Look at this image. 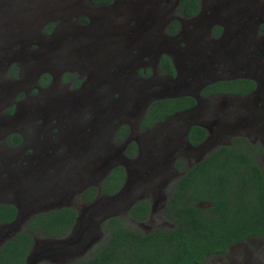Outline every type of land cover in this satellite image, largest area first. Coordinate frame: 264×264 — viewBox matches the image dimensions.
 I'll use <instances>...</instances> for the list:
<instances>
[{
    "label": "rangeland",
    "instance_id": "obj_1",
    "mask_svg": "<svg viewBox=\"0 0 264 264\" xmlns=\"http://www.w3.org/2000/svg\"><path fill=\"white\" fill-rule=\"evenodd\" d=\"M41 1L0 0V192L22 187L25 158L31 156L33 162L63 154L83 157L81 168L93 183L106 166L119 162L125 179L117 192L89 202L72 196L68 204L82 214L81 221L61 239L62 244L37 234L27 262L70 264L87 255L106 235L96 228L95 215L86 217L91 209L119 214L124 224L139 231L170 225L162 210L177 174L193 162L194 155L200 157L234 135L257 145L253 158L264 166V104H260L264 88L253 95L228 97L232 105L225 114L220 110L217 114L189 113L191 118L185 114V121L193 118L206 131L204 141L195 147L184 143L182 125L162 121L140 128L137 122L148 99L191 91L204 74L258 78L261 68L253 59L251 66L245 67L244 61L264 48V37L253 31V21L264 19V0H200L190 16H182L174 0L82 5L75 14L69 6L52 10ZM82 16L91 19L81 20ZM244 18L249 20L245 40L252 41L246 47L236 31ZM171 19L178 22L175 31L166 28ZM149 34L154 35V46L147 42ZM112 39L125 47L101 49ZM158 53L171 59L173 75L156 68ZM219 58L226 59L228 69L212 66ZM119 68L128 71L126 77L136 78L123 92L113 81ZM211 103L218 101L211 99ZM198 109L203 107L198 105ZM121 124L126 126L123 138L128 136L138 147L133 156H122V139L116 137ZM10 132L21 135L19 143L5 141ZM89 146L96 147L87 152ZM74 149L78 153L73 154ZM176 158L184 159L181 168H176ZM61 173L68 176L67 171ZM143 196L150 201L148 216L129 217L128 201ZM4 197L14 198L10 193L0 198ZM202 264H264V236L233 242L224 253L207 255Z\"/></svg>",
    "mask_w": 264,
    "mask_h": 264
},
{
    "label": "trees",
    "instance_id": "obj_2",
    "mask_svg": "<svg viewBox=\"0 0 264 264\" xmlns=\"http://www.w3.org/2000/svg\"><path fill=\"white\" fill-rule=\"evenodd\" d=\"M108 3L110 0H91ZM179 13L190 15L197 8V0H179ZM176 19H171L167 30L175 31ZM264 25L260 26V30ZM161 71L173 74L168 56L161 53L157 60ZM254 85L248 77L214 80L206 84L201 93L229 91L244 93ZM188 94L175 97L153 98L145 107L139 127L146 128L162 120L169 113L192 105ZM126 135V126L119 125L116 137ZM205 129L191 124L185 133L189 144L198 143ZM21 140L18 132H10L5 141L15 145ZM257 145L242 136H233L228 143L216 145L202 157L183 167L172 183L163 204V213L170 220L166 227H153L139 231L123 223L119 214L108 215L100 223L105 237L93 244L90 252L70 264H202L212 253H224L229 244L248 236H264V166H259L253 151ZM124 154L133 156L136 144L129 140ZM181 168V158L175 160ZM124 170L116 164L99 181L100 193L110 194L121 183ZM95 187L88 185L80 197L89 201ZM150 211L148 197H139L126 210L129 217L144 219ZM15 206L0 202V223L11 220ZM76 215L75 208L62 205L34 213L14 234L0 243V264H25L32 245L33 234L59 238L67 234ZM34 264H49L44 260Z\"/></svg>",
    "mask_w": 264,
    "mask_h": 264
},
{
    "label": "flooded vegetation",
    "instance_id": "obj_3",
    "mask_svg": "<svg viewBox=\"0 0 264 264\" xmlns=\"http://www.w3.org/2000/svg\"><path fill=\"white\" fill-rule=\"evenodd\" d=\"M123 1L124 0H110L108 3H103V2H92L91 0H42L41 2L51 5L52 10H59V9H61V6L62 7L69 6V8L74 10L73 13L75 14V11L77 10L76 7L80 9V6H82V5L86 6V8H87V5L88 6L89 5L90 6H107V5H114V6L119 5V6H121L124 3ZM148 1L156 2L157 0H148ZM174 1H175V3L179 2V0H174ZM148 3L150 4V2H148ZM197 4L198 5L200 4V0H197ZM194 13H192V14H194ZM192 14H190V15H192ZM181 15L182 16H190V15H183V14H181ZM82 17H84V18H82ZM82 17H81V20L91 19L90 16H88V17L82 16ZM180 18H182V17H180ZM248 21H249L248 18L241 19V21L239 23V29L236 30L239 33V36H242V38H244L243 43H242L243 47H246V45L252 44V41L249 38L247 40H245V37H248V35H247ZM261 25H264V19L254 20L253 21V31L258 32L261 36L264 37V29L260 30ZM151 26L152 25L148 24L147 28L149 27L151 29ZM150 29H148V31H150ZM145 31H147V29ZM147 37H148V39H147L148 43L151 44L155 41L153 34H151V36L149 34ZM122 43L123 42H119V43L115 44V42H113V39L108 40L103 45V47L101 49H103L105 47L107 51H115V49L117 48L120 51L121 50L120 48H122V45H123ZM152 45L154 46L155 43H153ZM130 46L133 47L132 44H130ZM123 47H125V46L123 45ZM248 52H250V51H245V54H247ZM160 54L161 53H158L157 57L154 58L156 68L158 67L157 60H158V57ZM250 54H251V52H250ZM252 59H253L254 63L257 64L258 67L261 68L260 75L258 78H254V77L246 76V75L221 74V75L207 76L204 74L203 75L204 79L201 80V82L191 91H178V92H174L172 94H169L167 96L153 97V98L175 97V96L182 95V94H188L194 98V102L192 105H190L188 107H185L183 109H178V110H175V111L169 113L162 120H160L158 122H154L151 125L156 124V123H160L162 121L168 122L167 124H169L170 122H174V124H176V126L182 125V128H183L182 129V133H183L182 138H183L186 146L187 147H195V146L201 144L204 141L206 131H205L204 137L198 143L189 144L185 139L186 130L191 124H198V123H196L193 118L190 121H185V119L183 117H185V114H187V113L189 114V113H193V112H199L202 114L203 113L217 114L218 110L222 111V113L225 114L224 112L228 111L232 105L230 103V101H226V99L228 97H242V96L253 95V93L256 91V89L264 88V48L260 49L259 53L256 56L250 55V60L249 59L245 60L244 66L246 67L247 64H249V66H251V64L253 63ZM169 60L171 62V59H169ZM213 61H214V64L212 66L216 70L224 71L225 69H228L229 64L225 58H219V59H215ZM171 65H172V62H171ZM127 72L128 71L123 70V68H119V69H117L116 78L113 79V81L115 82V85H117L116 87L119 90H121L122 92H123L125 85H130L132 83L134 84V79H136L135 77H130V78L126 77ZM165 73L168 74L166 71H165ZM173 73H174V70H173ZM120 75H121V77H120ZM169 75H173V74H169ZM237 77H248V78L253 80L254 85L251 88H249L248 90H246L244 93H239V94L238 93H232L229 91H221V92L210 91L207 93H201L200 92V90L206 84H208L214 80H218V79L227 80V79H232V78H237ZM153 98L148 99L146 101L145 105L142 107V110L140 111V114L137 117L138 121L136 120L138 122V124H139L141 115H142L143 111L145 110V107ZM211 99H217L218 104L216 105L215 103H211ZM201 101H203L202 104H200ZM260 104H264V97L261 99ZM198 105L203 107L202 111L200 109H198ZM187 117L191 118V115L189 114V115H187ZM198 125H200V124H198ZM118 127H116V129ZM237 136H240V135H237ZM123 137L124 136H122L120 138V139H122L121 140L122 143L120 145V150H121L122 156L127 157V155L124 154L123 149L125 147V144L128 142L129 138H128V136H126L125 138H123ZM228 142H229V140L225 143H228ZM217 145H219V144H217ZM215 146H213V147H215ZM95 147L96 146H93V147L89 146L87 152L91 151ZM39 149H41V148H39ZM67 149L68 148H64V151ZM72 151L74 152L73 154L78 153L77 149H74ZM137 152H138V147L136 146L135 154H137ZM195 156L196 155H194V157H193V161H196L197 159L202 157V156H200V157H197V156L195 157ZM31 159H32V156L27 157V159L25 158V165H24V168L22 170V172L25 174V176L20 175L22 187H20L18 189H9V188L7 189L6 188V190L0 192V197L7 195V193H10L14 197V198H9V199L6 197L0 198V202H10L15 206L14 217L7 222H1L0 223V243L5 238L9 237L10 235H12L16 231H18L21 227L25 226L27 220L34 213L41 212V211H47V210H50L53 208H58L62 205L70 206L68 204V201L71 199V197L75 196V194L79 195V197H80V192L83 189H85L88 185H93L95 187V193L89 201L93 200L98 195H109L107 193H100L99 192L98 183L104 177V175L111 169L112 166H114L116 164H120L119 162H112L111 164L106 166L103 171H101L98 175L94 176L96 178H95V181L93 183V182L87 181V178H88L87 176L89 174H86L85 169L81 168V164H84V162H82L84 160L83 157H71L70 156L69 158H66L65 154H63L60 156H56L55 158L47 156L44 159H40V158L35 159L34 162L31 161ZM183 160L184 159H182V162H183ZM187 160H189V159L187 158ZM185 163H187V162H185ZM191 163H192V161L189 164H191ZM122 167H123V165H122ZM49 168H52V171H50V170L47 171ZM61 170L63 172L67 171L68 176L66 173L62 174ZM123 170H124V168H123ZM174 173L175 172H172L171 174H174ZM179 174L180 173H178L177 175H179ZM126 175H127V173H126ZM124 179H125V175L123 176L121 183L119 184V187L114 192H112L110 194H113V193L118 191V189L122 185ZM62 180L64 181L65 184L62 183V186L60 187L59 181H62ZM24 182H26V183L24 184ZM37 183H38V186H36ZM18 196H19V198L22 199V201H21L22 203H20V201L18 200V198H17ZM137 198H133V199L129 200L128 204L125 207L126 208L125 210H127L129 205L134 200H136ZM80 199L84 203L89 202V201L83 200L81 197H80ZM22 208H24L23 213L21 212ZM112 214H114V213L95 211V210L91 209V210L87 211L86 217H90L91 215H95L96 225H97L96 228L99 231H101V228H100L101 221L106 216L112 215ZM86 217H84V218L88 219ZM80 219H82V214H80L76 211L75 218H74L73 222L71 223L68 232L72 228H74L76 224H78L81 221ZM36 235L37 234L32 235L33 236L32 245H31L26 257L28 256V254H29V252H30V250L34 244V237H36ZM64 236L59 237V238H51V237H48V238L53 239L54 242H57L60 244L61 242H63L61 239ZM239 241H241V240H239ZM235 242H237V241H235ZM57 254H63V252L59 251ZM25 262H26V258H25ZM34 263L35 262H33L32 264H34Z\"/></svg>",
    "mask_w": 264,
    "mask_h": 264
},
{
    "label": "water",
    "instance_id": "obj_4",
    "mask_svg": "<svg viewBox=\"0 0 264 264\" xmlns=\"http://www.w3.org/2000/svg\"><path fill=\"white\" fill-rule=\"evenodd\" d=\"M123 160H124V158H123ZM27 260H28V256L26 257V264H32L33 262H27Z\"/></svg>",
    "mask_w": 264,
    "mask_h": 264
}]
</instances>
